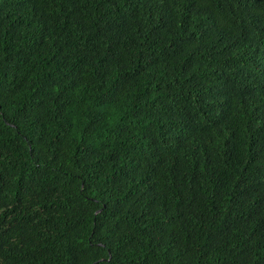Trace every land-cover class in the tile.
<instances>
[{
    "label": "trees",
    "instance_id": "obj_1",
    "mask_svg": "<svg viewBox=\"0 0 264 264\" xmlns=\"http://www.w3.org/2000/svg\"><path fill=\"white\" fill-rule=\"evenodd\" d=\"M0 264H264V0H0Z\"/></svg>",
    "mask_w": 264,
    "mask_h": 264
}]
</instances>
